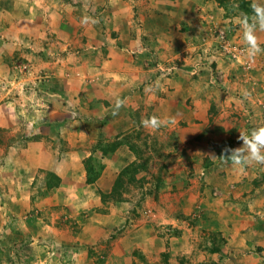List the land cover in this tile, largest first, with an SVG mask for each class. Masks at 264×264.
<instances>
[{
  "label": "rangeland",
  "instance_id": "obj_1",
  "mask_svg": "<svg viewBox=\"0 0 264 264\" xmlns=\"http://www.w3.org/2000/svg\"><path fill=\"white\" fill-rule=\"evenodd\" d=\"M166 2L161 7L148 5L145 12L162 20L164 31L179 37L177 50H125L122 69L136 70L101 79L107 73L100 76L89 70V64L97 65V71H112L109 56L104 52L97 55L99 49L92 46L76 44L77 36L82 40L85 36L81 29L92 19L97 28L108 26L106 17L98 18L93 11L95 2L88 8L87 0L0 1V33L22 29L35 44L0 38V47L7 52L3 57L11 67L6 76L0 74V111L12 116L19 113L14 124L17 130L0 151V264H84L78 256L85 249L95 252V264H105L118 238L127 235L130 245L124 254L128 264H264V246L254 244L253 251L242 258L233 249L222 248L225 240L221 236L192 228L204 226L224 193L236 189L261 195V200L254 197L255 204L242 214L254 226H264V172L253 185L255 164L238 169L219 158L226 146H242L240 132L264 124V54L249 61L246 43L241 40L240 19L251 13L252 0H184L182 6ZM257 2L264 4V0ZM137 9L132 5L134 20L127 31L143 29ZM124 28L120 24V30ZM69 32L72 36L66 38ZM257 35L264 47V32ZM20 46H29L26 50L31 58L17 49ZM84 60L89 61L84 64ZM216 64L228 66L229 75L234 70L249 80L259 96L254 104L260 106L259 121L251 119L252 112L247 118L221 117V106L214 103L209 108L213 117L205 118L198 109L203 108V102L196 104L199 117L173 118L164 105L168 116L161 119L166 126L153 131L141 122L159 117L161 109L113 94L122 84H139L143 79L151 83L177 76L182 81L200 75L218 84L223 74L211 69ZM35 67L39 72L31 79ZM141 68L146 70L141 73ZM117 99L125 104L113 116ZM29 114L34 116L27 119ZM43 116L49 118L41 125L39 117ZM56 120L60 129L51 124ZM137 159L147 166L137 173L139 181L113 193L120 172ZM90 166L95 176L92 182L87 181ZM243 169L248 175L237 176ZM165 192L183 196L175 204L178 207L165 205ZM54 195L56 199L50 201ZM54 201L55 210L49 206ZM77 226L116 227L85 249L77 245L74 236L64 237L63 244L55 237L56 228ZM143 247L151 255L143 260L134 257L143 253ZM247 258H252L250 263Z\"/></svg>",
  "mask_w": 264,
  "mask_h": 264
},
{
  "label": "crops",
  "instance_id": "obj_2",
  "mask_svg": "<svg viewBox=\"0 0 264 264\" xmlns=\"http://www.w3.org/2000/svg\"><path fill=\"white\" fill-rule=\"evenodd\" d=\"M2 1V0H0ZM12 1V0H11ZM90 3H87V7H91V4L95 2L94 10L95 13H97L98 18L106 17L105 23H107V28H97L95 26L94 19H92V23L88 26L85 25L84 28L81 29L82 33L85 35L81 38L76 37V44H79L80 46H92L93 48L99 49L96 53L97 55H100L101 52H104L107 54L108 59L107 63H109L110 69L112 71L103 70L97 71L96 68L98 67L95 64H89V70L95 71L96 74H99L100 76L104 74L103 77L106 79H109L108 75L111 76H118L119 73L124 74L130 73L133 70H136L132 67H123L122 69V56L123 51L125 50H131L139 51L144 53V50H146L148 47L152 49H157L156 52L161 51L162 49L167 50H177V46L180 43L179 37L169 31L166 32L163 29V22L162 20H158L157 16H153V14H147L145 12V8L151 6L150 8L161 7V4L164 5V0H87ZM92 1V2H91ZM184 0H181L182 2ZM177 2V3H176ZM178 0H167L166 4L171 5H181ZM195 3V2H194ZM127 4V5H126ZM126 5L122 8V6ZM132 5L138 7L137 9V18L140 19L143 22V29L139 30L137 32H133L130 30L127 31V28L132 27L133 23V14L131 13V7ZM182 6V5H181ZM92 9V8H91ZM140 9V12H139ZM98 10V11H97ZM30 14H28L29 16ZM30 17V16H29ZM181 22V21H180ZM187 22V21H186ZM110 23V24H108ZM188 23V22H187ZM120 24H124L125 28L124 30H120ZM99 26V25H98ZM78 33V32H77ZM76 33V34H77ZM72 33H67L66 38H70ZM6 39L4 41H9L12 39L21 40L23 39L25 42L28 41L29 46L35 47V44L31 42L30 39H28L27 34L24 30H18L15 33H0V38ZM243 36L241 37L242 40ZM81 40V41H80ZM146 41V42H145ZM107 42V46H105ZM28 46V47H29ZM28 47H22L20 46L17 49H22L23 54H28L29 58H31L30 51L26 50ZM104 47V48H103ZM173 47V48H172ZM175 47V48H174ZM29 49V48H28ZM193 49V47H192ZM165 51V52H166ZM175 52V51H174ZM7 52L0 47V57L2 58L0 60V74L6 76L8 72H10V66L8 59L6 57ZM176 56V55H174ZM172 56V57H174ZM145 59V58H144ZM89 61V60H88ZM88 61L84 60L83 63H88ZM264 63V62H263ZM7 66V70H5V67ZM41 69V68H40ZM146 70V68L138 69L142 73V70ZM213 70L220 71L219 73L223 74L222 79L218 84H211L208 80H206L204 77H201L200 75L196 78L190 79L187 78L186 80H180L177 78V76L169 80L161 81L160 79H155L151 83L147 81V79H143L139 84L136 82H133L130 84L129 82H126L123 85L122 88L118 91H113V94L117 96H124V99H133L135 98V101H139L140 103L146 102L149 103V105L155 104L156 108L161 109V113L159 114V118L167 117L168 115H164V105L167 106L168 110L172 111L171 117L176 118H196L199 117L198 111H196V104H201L203 102V108H198L203 113H205V118H209V116L213 117V114L209 113V108L211 104H218L221 106L220 108V115L221 117L226 118H238V117H246L247 114L251 113L252 117L251 119L258 120L261 118L259 117L258 110L260 108L257 104V101H259V96L256 91H253L251 84L248 82L249 80L244 79L241 76V73L233 70L232 75H229L228 70L230 68L223 64H216L213 68ZM210 69V70H211ZM38 68L35 67L32 69L33 76L31 79H33L36 74L39 72L37 71ZM7 71V72H5ZM37 71V72H36ZM148 71V70H147ZM146 74V73H145ZM254 76V74H252ZM139 77V76H138ZM242 77V79H241ZM262 78H264V70L261 75ZM124 78V77H123ZM30 79V77H29ZM104 81V80H103ZM105 82V81H104ZM264 82V80H263ZM63 83H61L62 85ZM66 84V83H65ZM264 84V83H263ZM135 87V88H134ZM141 89V90H140ZM120 92H123L122 94ZM26 96V94H25ZM14 98V97H13ZM256 98L258 100H256ZM1 100V99H0ZM187 103H194V105H187ZM235 104V105H233ZM1 105H4L2 103ZM208 106V107H207ZM0 114V151H4L5 147L7 146L6 140L9 139V135L13 133V131L17 130L15 124L16 119L19 116V113L16 111L14 112L16 115L12 116V113H7L5 111ZM207 115V116H206ZM209 115V116H208ZM33 114H29L27 119L33 117ZM259 117V118H258ZM11 118V119H10ZM49 117L43 116L39 117V124L43 125L44 122H47ZM247 118V117H246ZM7 119H10L12 121H9ZM130 119V118H129ZM128 122V120H127ZM260 123V122H259ZM52 126H54L56 129H60V122L59 120L51 123ZM59 124L60 128L56 125ZM15 126V127H14ZM264 126V124L262 125ZM32 129V128H31ZM11 157L10 153H8ZM192 156L188 155L187 158ZM186 161V159L184 158ZM221 160V158H220ZM258 168L252 174V184H256L259 181V175L260 172H264L263 168L264 165H256ZM243 169V171L239 170L238 175L246 176L248 175L247 171ZM244 179V178H243ZM223 180L220 179L219 182H222ZM227 184V183H226ZM252 185V186H253ZM257 191V189H256ZM59 194V192L57 193ZM172 193L168 194L165 192L163 194L162 200L164 201L166 206H171L178 204L181 202V195L176 196H170ZM61 196V195H60ZM188 198V194L186 193V196ZM254 197H257V201L261 200V195L256 194V192H244L240 191L239 189H236L234 192H225L224 198H222V201L218 203V208L216 207L214 212L211 211L207 215L208 218H205V224L204 226H192L194 230H197V227L206 231L209 235H219L221 238H223V244L222 248H229L233 249L240 257L244 256V253H249L250 251H253L254 244H260L264 246V226H254V223H250L247 221L245 215L242 214L244 209L247 208L249 210V207L251 208L252 204H255ZM56 199V196H51L50 201ZM49 201V202H50ZM56 201V200H55ZM53 202L50 206L51 209H56L55 205L56 202ZM179 201V202H178ZM254 202V203H253ZM176 206V205H175ZM178 207V206H176ZM72 212L71 210H68ZM61 214L62 212H58ZM224 213H227L225 216ZM246 221L245 225H242ZM259 224V222H258ZM116 226H100L99 228L94 226H77L76 229H79L77 231L75 228L68 229L66 228H56L54 230L55 237L62 243L64 237L74 236L76 237L75 241L77 245L82 246L84 249L89 245H94L98 242L99 237H102L104 235H107L108 232H111ZM185 227V226H181ZM262 227V228H261ZM140 229V228H138ZM139 233V232H138ZM128 235L118 238V241L115 242L113 246L114 251L113 254L110 255L109 260L106 261V263L112 262V263H120L122 261H125L126 264H128L127 256L125 257V250L130 245V242L128 240ZM212 239V238H211ZM138 245L141 240L137 239ZM212 242L210 241L209 245ZM102 247H105L103 245ZM234 247V248H233ZM143 253L134 255V257L140 258V259H146L148 258L150 253L146 252V249L142 248ZM155 252L158 251V247H155L153 249ZM151 252L152 250L149 249ZM83 254H79L78 257H80L79 261H81L84 264H95L96 263V257L97 255L95 252H89L87 249L83 251ZM232 254L231 252H229ZM96 255V256H95ZM123 255V256H122ZM145 255V256H144ZM244 258V257H242ZM252 259V258H251ZM251 259H246L248 263H250ZM138 260V259H137ZM105 263V264H106ZM132 264V262L130 263Z\"/></svg>",
  "mask_w": 264,
  "mask_h": 264
},
{
  "label": "clouds",
  "instance_id": "obj_3",
  "mask_svg": "<svg viewBox=\"0 0 264 264\" xmlns=\"http://www.w3.org/2000/svg\"><path fill=\"white\" fill-rule=\"evenodd\" d=\"M251 13L245 14L240 19V27L243 30V39L247 46V57L249 61L254 62L255 59L264 54V47L258 32H264V4L252 0L250 4ZM125 104L124 100L117 99L112 111V115H118L119 110ZM171 122V120H169ZM142 125L150 130L156 131L166 126V122L157 116L142 120ZM238 140L242 141V146L231 148L225 147L223 154L219 156L221 162H231L235 168L241 169L250 165H264V126L253 127L250 132H240ZM216 158L215 154H210Z\"/></svg>",
  "mask_w": 264,
  "mask_h": 264
},
{
  "label": "trees",
  "instance_id": "obj_4",
  "mask_svg": "<svg viewBox=\"0 0 264 264\" xmlns=\"http://www.w3.org/2000/svg\"><path fill=\"white\" fill-rule=\"evenodd\" d=\"M141 156H138V159H140ZM138 159L134 161V163L131 162L130 165H127L123 170L120 172V176L118 177L117 184L115 185L114 192L117 193L120 187H123L125 185L135 184L137 183L140 177H137V173L145 170L147 168L146 164L144 163H138ZM133 164V165H132ZM94 170L93 167L90 166L87 171V181L92 182L95 179V176L93 174Z\"/></svg>",
  "mask_w": 264,
  "mask_h": 264
}]
</instances>
